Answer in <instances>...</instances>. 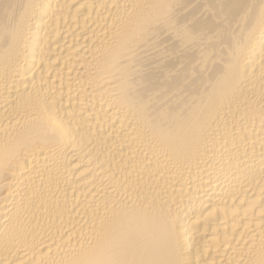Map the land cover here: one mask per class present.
<instances>
[{
  "label": "bare ground",
  "instance_id": "6f19581e",
  "mask_svg": "<svg viewBox=\"0 0 264 264\" xmlns=\"http://www.w3.org/2000/svg\"><path fill=\"white\" fill-rule=\"evenodd\" d=\"M0 264H264V0H0Z\"/></svg>",
  "mask_w": 264,
  "mask_h": 264
}]
</instances>
